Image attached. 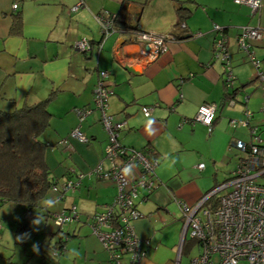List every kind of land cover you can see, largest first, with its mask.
Instances as JSON below:
<instances>
[{"label":"crops","instance_id":"obj_1","mask_svg":"<svg viewBox=\"0 0 264 264\" xmlns=\"http://www.w3.org/2000/svg\"><path fill=\"white\" fill-rule=\"evenodd\" d=\"M78 1L0 0V111L10 112L24 101L34 104L52 96L47 107L50 127L41 137L50 145L46 164L59 185L83 175L79 187L58 205L59 210L75 206L79 215L62 232V236H70L64 252L69 251L70 240L77 239L76 256L86 263L114 264L88 225L116 195L111 181L84 176L100 163L105 169L108 165L104 159L108 139L100 113L94 111L81 123L80 131L88 143L72 141L69 149L59 145L79 126L74 110L93 108L98 72H108L113 95L107 113L114 121L124 122L120 143L151 151L159 161L155 173L160 186L146 192L141 189L137 200L144 217L134 222V230L149 242L141 264H174L176 251L180 259L184 252L177 202L193 206L231 178L241 156L231 145L248 140L241 135L245 129L232 128L230 122L242 120L245 112L252 114L250 126L264 122V82L255 80L257 72L236 42L241 28H264V0L255 14L234 0H81L82 6L73 11ZM182 6L188 15L177 26ZM17 13L19 25L12 32ZM99 16H114L116 30L100 49ZM215 27L227 40L235 77L232 90L237 91L233 106L223 102L225 72L214 56V42L219 37ZM136 32L172 36L175 41L150 60L143 54L149 47L133 41ZM197 33L201 35L195 37ZM82 39L91 43L89 54L74 48ZM249 43L264 73V37ZM245 96L248 99L243 103ZM204 104L217 107L211 133L194 120ZM144 106H154L148 118L141 113ZM200 164L203 169H198ZM129 167L125 177L134 181L139 177L138 167ZM10 205L0 208V224L1 220L9 223L8 218L12 220L9 225L21 221L22 206Z\"/></svg>","mask_w":264,"mask_h":264},{"label":"built area","instance_id":"obj_2","mask_svg":"<svg viewBox=\"0 0 264 264\" xmlns=\"http://www.w3.org/2000/svg\"><path fill=\"white\" fill-rule=\"evenodd\" d=\"M234 3L246 6L251 14L257 13L261 8V0H234ZM81 6L82 1L79 0L73 7V11ZM13 9H17V5L14 4ZM97 20L101 26L102 35V40L98 44L100 49L103 40L116 33L113 25L115 18L99 16ZM214 31L219 33V37L214 42V56L225 66V86L232 88L235 77L229 63L227 40L218 27H215ZM200 35L197 33L194 36ZM263 37L264 28L246 26L240 29L236 39L237 47L255 68L260 82H264V73L260 71V63L254 58L249 42L261 41ZM133 41L146 44L149 50L144 51L143 54L150 60H154L166 51L167 43L175 41V38L136 32ZM74 48L81 54H89L91 43L82 39L75 42ZM108 78V72H98L94 104L100 111V122L108 137L105 160L109 162V168L105 169L100 163L84 176H96L98 179L112 181L116 185L117 194L103 212L94 216L91 229L115 264H123L122 256L125 254L128 255V260L124 264H140L143 254L140 252V241L133 233L131 222L142 217L135 208L137 189L152 190L155 187L149 176L153 173L156 163L150 162L140 152H126L122 148L118 138L124 128V122L114 121L113 116L107 113V102L113 95ZM233 104L234 102L231 101L230 105ZM153 110L154 106L143 107L141 113L148 118ZM90 113L91 110L87 109L76 110L79 122H82ZM215 114L214 104H204L199 107L194 120L203 124L210 132ZM246 115L247 118L251 116L250 112H246ZM231 124L234 125L235 122ZM241 124L246 125L245 122ZM257 131V127L249 131V150H246V144L243 142L237 141L233 144L236 150L244 154V157L238 161L228 181L193 206L183 202L177 203L183 219L182 237L186 233V237L189 236L197 244V255L191 258L188 264H239L240 262L264 264V185L258 182V179L264 176V140ZM70 139L82 144L88 143V139L79 128L70 133ZM62 143L72 148L67 140ZM127 154L126 160L120 159ZM132 163L138 164L142 170V174L135 183L128 181L123 173V169ZM203 167V164H200L198 169ZM81 178L83 175H80L77 181L66 180L60 187L62 194L75 191ZM51 191L59 193L57 187H53ZM217 195H219L217 209L211 212L204 204L210 197ZM73 218H76L74 208L69 215L61 213L52 216L56 227L63 226Z\"/></svg>","mask_w":264,"mask_h":264},{"label":"trees","instance_id":"obj_3","mask_svg":"<svg viewBox=\"0 0 264 264\" xmlns=\"http://www.w3.org/2000/svg\"><path fill=\"white\" fill-rule=\"evenodd\" d=\"M187 15H188L187 9L184 8L183 6L180 7L178 9L179 20H178V23L176 25L180 26L182 24L183 19H185L187 17ZM19 21H20V14L17 13L16 17L14 19L13 25L11 27L12 32H14L17 29V26L19 25ZM222 65L224 67V72H225V66L223 63H222ZM255 80L259 81V78L256 76ZM224 81H225V77H224ZM234 83H235V81H234ZM95 86H96V84H95ZM225 89L227 91V94L224 96L223 102L227 101V104L230 105L229 103L231 101L235 102L234 96H235V93L237 91L232 90L233 87L227 88L225 86ZM51 98H52V96H50V97H48L42 101H39L37 103H34V104H29L26 101H24L19 107L14 108L10 112L0 111V208L2 206H4L5 204L20 205V206H22V208L24 210L25 220L30 219V217L34 215L36 210L40 209L39 211H43V208H41L40 205L43 201H45V199L47 198L49 193H51V194L53 193L51 191V189L53 187H57L59 193H55L56 196L51 197L52 200L63 201V199L66 197V194L68 193L67 192V193L62 194L60 187L63 184L62 185L58 184V182L56 181L55 177L53 176L51 170L47 166L46 161H45V154H46V151L48 150V148L50 147V145L44 143L41 139V137L43 136L45 131L50 127V121H51L52 117H51V114L48 111L47 107H48V104H49ZM247 99H248V96H245L243 103L247 102ZM144 107H152V106H144ZM141 108H143V107H141ZM81 109L91 110L90 115L94 111H97L100 113V111H98L95 108L94 91H93V108L92 107L91 108L85 107V108L75 109L74 113L76 114V110H81ZM216 112H217V107H216ZM215 116H216V114H215ZM251 116H252V114H251ZM251 116L249 118H247V115L245 112L244 118L242 120L234 121L235 122L234 125L231 124V122H230V125L232 128H244V129L246 128L247 131H250V129L253 127H257L258 128L257 133L260 134L261 139L264 140L261 136V134L264 133V122H263V124H261L259 126H250L249 121H250ZM77 118H78V116H77ZM113 118H114V116H113ZM214 120H215V118H214ZM99 121H100V117H99ZM82 122H79V118H78L79 126L77 128L80 129ZM242 122H245L246 125L242 126V124H241ZM100 124H101V122H100ZM213 124H214V121H213ZM213 124H212V127H213ZM212 127H211V130H212ZM207 131H208V128H207ZM70 133L66 139H63L62 141L59 142L60 146H63L64 148L69 149L67 146H65L62 143L64 140H67L69 142V146H72L71 142L75 141V140L70 139ZM208 133H211V131L210 132L208 131ZM248 134H249V132H248ZM107 139H108V137H107ZM118 140H119V138H118ZM75 142H77V141H75ZM119 142H120V140H119ZM240 142H242V141H240ZM243 143L246 144V150H249V148H248L249 141L243 142ZM233 144L231 145V148L232 147L235 148ZM121 146L123 149H125L126 152H129V151L140 152L148 160H150V162L156 163V167L158 166L159 161L156 159V157L153 156L154 155L153 152H151V151L142 152L140 150L125 147L122 144H121ZM236 151H238V150H236ZM238 152L241 155L239 158V160H240L241 158L244 157V154L240 151H238ZM127 157H128V154L124 155L120 159L126 160ZM104 159H105V157H104ZM107 163H108L107 168H109V162H107ZM130 165H136L138 167L139 177H140V175L142 174V170L140 169L139 165L136 163H132ZM130 165H128L127 167H129ZM156 167H155L153 173L149 176V179L155 185V187L153 189L157 188L161 184L160 182L157 181V177H156V173H155ZM231 177H232V175H231ZM81 179L79 181H81ZM137 179L134 181H130V182L135 183V182H137ZM67 180H69V179H67ZM77 180L78 179H76V181ZM101 180H103V179H101ZM115 188H116V185H115ZM141 189L144 191L146 190L144 188H138L137 189V197L135 199V208L139 214H141V213L139 212V210L137 208V200H138V196H139ZM149 191H151V190H149ZM212 191H213V189L208 191L206 194H209ZM116 194H117V189H116ZM114 198H113V200H114ZM113 200H112V202H113ZM110 204L106 205L105 207L109 206ZM204 205L209 211L214 212L218 206V199L216 198V196H212L208 200H206ZM105 207H104V209H105ZM72 208H74V210L76 212V218H73L70 222L64 224L61 227H57V228L62 229L63 227H65V226H67V225H69V224H71L74 221H77L79 219V215L76 211V208H75V206H70L67 209H62V210H60V212L51 215V218H52V216H54L56 214H61V213H65V214L69 215L72 211ZM104 209L102 211L94 214L92 216V218L89 220L88 225H89L90 229H91V226L93 223L94 216L103 212ZM141 216H142L141 218H138V219L133 220L131 222L133 233H134L135 237L140 241V252L143 254L141 261H140V264L142 263V260L146 257V246H148V244H149L148 240L140 239L134 230L133 224H134V222H136V221H138L144 217L142 214H141ZM181 218H182V216H181ZM1 229H2V226L0 224V232H1ZM59 232L62 233L61 230H59ZM59 232H57L56 234L58 235ZM91 233L93 234L92 229H91ZM69 237L70 236L68 234H64L63 236H60L59 240L52 247L54 258H59L64 253L65 244H66L67 240L69 239ZM186 238L184 240V243L186 242ZM191 241H194V240L191 239ZM184 243H183L182 249H184V246H185ZM104 251L108 254L109 260L111 262H113L110 259L109 252L106 251L105 249H104ZM127 260H128V255H126V254L123 255L122 256V262L127 263Z\"/></svg>","mask_w":264,"mask_h":264},{"label":"rangeland","instance_id":"obj_4","mask_svg":"<svg viewBox=\"0 0 264 264\" xmlns=\"http://www.w3.org/2000/svg\"><path fill=\"white\" fill-rule=\"evenodd\" d=\"M246 132L247 129L245 128L241 135L244 139L249 141V134ZM262 137L264 139L263 133ZM232 155H234V153ZM234 162L235 161H233V166H231L233 169L235 167ZM228 169H231L230 166ZM221 180L220 178V181ZM258 182L264 185V176L260 177ZM219 195H217L216 198H218ZM66 196L68 197L69 194ZM45 201H52V204L48 205ZM45 201L40 205H43L45 211H39L40 209L36 210L34 215L26 221L22 211L21 213L19 212V214H21V221L17 220L16 223L13 222L12 225H9L12 221L9 218L6 219L10 221L9 223L5 220H1V226L4 229L0 234V264H74L75 259L76 264H95V262L91 263V261L86 263L83 258L76 256L77 239H72L69 244H67L69 247L68 252H64L59 258L53 257L52 247L59 240L60 236H62L59 230L64 232L66 226L62 229L57 228L53 223L51 215L58 213L60 211L58 205L64 202L52 200L50 194H48ZM12 205L13 204L10 206ZM57 232H59L58 235L56 234ZM184 245V252L181 255V259L180 257L178 258L179 264H188L189 260L197 255V244L195 241H191L189 236H187ZM72 252L75 253V255H73ZM177 257L176 251L174 264L175 262L178 263ZM239 264L246 263L240 262Z\"/></svg>","mask_w":264,"mask_h":264},{"label":"clouds","instance_id":"obj_5","mask_svg":"<svg viewBox=\"0 0 264 264\" xmlns=\"http://www.w3.org/2000/svg\"><path fill=\"white\" fill-rule=\"evenodd\" d=\"M130 171H131L130 167H125L123 169L124 175H128L130 173ZM45 203L48 204V205H51L52 204V201H45Z\"/></svg>","mask_w":264,"mask_h":264},{"label":"water","instance_id":"obj_6","mask_svg":"<svg viewBox=\"0 0 264 264\" xmlns=\"http://www.w3.org/2000/svg\"><path fill=\"white\" fill-rule=\"evenodd\" d=\"M102 37V36H101ZM186 238V233L183 235V237L181 238V245L183 244L184 242V239Z\"/></svg>","mask_w":264,"mask_h":264}]
</instances>
